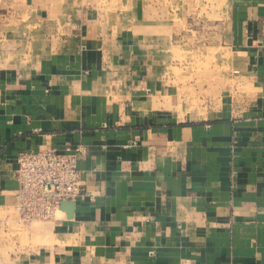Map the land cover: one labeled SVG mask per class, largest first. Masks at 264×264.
Masks as SVG:
<instances>
[{"label": "crops", "instance_id": "1", "mask_svg": "<svg viewBox=\"0 0 264 264\" xmlns=\"http://www.w3.org/2000/svg\"><path fill=\"white\" fill-rule=\"evenodd\" d=\"M22 1L0 52V264H264V0ZM183 36L221 50L205 117L164 66ZM78 146L71 217L21 222L17 155Z\"/></svg>", "mask_w": 264, "mask_h": 264}, {"label": "built area", "instance_id": "2", "mask_svg": "<svg viewBox=\"0 0 264 264\" xmlns=\"http://www.w3.org/2000/svg\"><path fill=\"white\" fill-rule=\"evenodd\" d=\"M87 151L78 146L20 153L17 156L15 210L23 223L51 221L60 205L83 196L77 162Z\"/></svg>", "mask_w": 264, "mask_h": 264}, {"label": "rangeland", "instance_id": "3", "mask_svg": "<svg viewBox=\"0 0 264 264\" xmlns=\"http://www.w3.org/2000/svg\"><path fill=\"white\" fill-rule=\"evenodd\" d=\"M25 14L26 13L23 7L22 0H0V52H1V48H4V51L5 50L8 51V49L10 48L14 47V50H17V47H19V44L14 42L15 40H10V39H14L10 36L16 31L15 30L16 25L19 24L22 20H24ZM188 21L190 22V20ZM188 21L187 22L185 21L183 25L185 34H186V31L188 30L187 29V25H189ZM196 30L201 32L200 29L199 30L196 29ZM201 30L202 32L204 31L202 28ZM7 31H9V36L6 33ZM6 36H8V39L5 38ZM183 37H184L183 38V46H184L183 50L181 51V50H178L177 48H174V49L172 48V49H169L168 52H165L168 54L169 58L167 62L164 59V66H169V67H172L173 69L183 68L186 73H189L187 78L184 77V80H177V78L179 77L178 76L176 77V75H173V77H169V79H173V81H179L178 82L179 87L182 85H185L184 90L179 91V95L183 94V96L187 98L181 101L184 103L183 112L187 113V115H191V112H193V114H197L196 118L205 117L209 113L216 110L217 101L219 99L221 91L225 86H227V84H229V83H225L224 81H222L221 73L223 72V66H222L223 58L221 60V58L218 59L215 56L217 55V53L220 54L221 56V53H219L221 50L217 49L215 52L211 50L214 53H211L209 55H204V53L202 52L203 49H201L202 43L198 42L197 37H195L194 41L190 39L192 37L190 35H189L190 38L187 36H183ZM7 40L9 41L7 45L8 49L5 48V44H6L5 41ZM187 40H190V42H188ZM178 43H180L181 45V40ZM1 60L3 61L4 65L6 64V61H7V65H11L12 62L16 63V58L14 56L12 57L11 51H9L8 60L6 56L2 57L0 54V61ZM158 60L159 59L157 58L152 61L154 66L159 65ZM181 81H184V82H181ZM172 84L174 86L175 82H173ZM191 86L195 87V91L191 89L190 93H192V95H199L201 96V98L196 99L193 97L190 101L188 97L189 90L186 91V89L187 88L190 89ZM203 88H206V89L210 88L213 91H211L210 93H207V92L203 93V90H201ZM155 100H156L155 107H157L158 105L162 109H165V108L174 109L173 107L168 108L165 106L166 99L163 100L162 102L163 105L161 104L160 100L158 99H155ZM187 100H189V102H187ZM179 109L181 108L179 107ZM58 215L59 213L56 216ZM35 223L36 222H34V224Z\"/></svg>", "mask_w": 264, "mask_h": 264}, {"label": "water", "instance_id": "4", "mask_svg": "<svg viewBox=\"0 0 264 264\" xmlns=\"http://www.w3.org/2000/svg\"><path fill=\"white\" fill-rule=\"evenodd\" d=\"M74 204L72 202L62 203L60 205V210L66 214L68 218L71 217Z\"/></svg>", "mask_w": 264, "mask_h": 264}]
</instances>
